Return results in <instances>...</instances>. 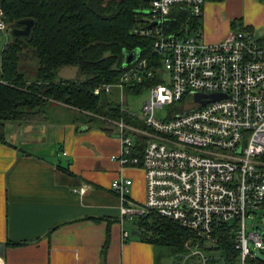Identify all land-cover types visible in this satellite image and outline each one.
<instances>
[{
    "label": "built area",
    "instance_id": "2783aa9c",
    "mask_svg": "<svg viewBox=\"0 0 264 264\" xmlns=\"http://www.w3.org/2000/svg\"><path fill=\"white\" fill-rule=\"evenodd\" d=\"M205 2L149 0L143 24L133 30L152 36L158 63L137 56L116 81H103L93 91L117 89L121 107L137 115L123 103L124 87L149 82L141 104L143 124L107 117L120 141L119 152L111 156L140 166L145 179L138 202L129 195V175L112 178L120 222L152 211L208 240L222 225L238 251L235 264H245L256 247L264 246L260 231L246 221L249 212H264V33L236 25L224 37L206 41L197 28L178 32L171 7L183 4L188 15L198 17ZM7 28L0 6V29ZM195 91L202 93L198 99ZM163 104L166 109L156 114ZM136 132L146 136L141 158L131 153ZM186 247L171 253L169 264H227L216 250Z\"/></svg>",
    "mask_w": 264,
    "mask_h": 264
},
{
    "label": "crops",
    "instance_id": "0c3cea01",
    "mask_svg": "<svg viewBox=\"0 0 264 264\" xmlns=\"http://www.w3.org/2000/svg\"><path fill=\"white\" fill-rule=\"evenodd\" d=\"M234 18L236 25L264 33V0H206L197 31L206 41L220 39ZM0 31L1 50L11 33ZM44 105L43 119L4 121L0 241H27L5 244L0 264H162L158 246L130 235L119 220L120 196L110 186L112 178L129 175V195L138 202L145 195V179L140 166L111 156L119 152L120 141L104 126L114 125L60 100Z\"/></svg>",
    "mask_w": 264,
    "mask_h": 264
},
{
    "label": "trees",
    "instance_id": "16d2710c",
    "mask_svg": "<svg viewBox=\"0 0 264 264\" xmlns=\"http://www.w3.org/2000/svg\"><path fill=\"white\" fill-rule=\"evenodd\" d=\"M148 4L149 0H0L8 25L25 16L35 20L31 34H9L0 50V139L5 141V119H43L44 104L49 99L73 105L85 116L102 115L104 125L113 124L106 117L143 124L137 115L121 107L117 89L94 92L93 88L103 81L118 79L126 65L124 49L139 47L138 56H146L154 66L158 63V55L151 47L152 36L133 30L143 24ZM169 14L176 17L171 23L178 32L198 26L199 16L188 15L183 4H174ZM236 21L232 19L231 26L235 27ZM64 64L76 65L84 76L57 75ZM148 84H128L124 90L139 92ZM104 128L115 133V127ZM145 140V135L136 132L131 153L141 158ZM57 153L63 155V149ZM132 218L133 225L142 232L140 237L162 247L168 255L186 249L188 244L199 245L216 250L227 264L236 263L238 251L227 227L216 226L214 240H208L152 211ZM26 241L7 238L4 243ZM245 264H264V257L247 256Z\"/></svg>",
    "mask_w": 264,
    "mask_h": 264
},
{
    "label": "rangeland",
    "instance_id": "374dc122",
    "mask_svg": "<svg viewBox=\"0 0 264 264\" xmlns=\"http://www.w3.org/2000/svg\"><path fill=\"white\" fill-rule=\"evenodd\" d=\"M252 30L255 33V35H260L263 33L259 29H252ZM2 32L3 31H0V39L3 36ZM57 75H59V76L70 75V76L75 78V77H83L84 73L79 72L77 66L74 64H64L58 68ZM148 91H149L148 87H145L141 91L134 92V93H130V92H127L125 90L123 91V93H124L123 94V103L129 109L133 110L138 115V117L140 119L142 118L141 104L145 100L147 95L149 94ZM117 95L119 98V94H117ZM166 106H167V104H163L162 106L156 108L155 109L156 114H161V112L166 109ZM5 120H7L6 122L8 124L17 121L14 119H5ZM246 221H247V227L248 228L253 227L254 229H258L260 231V233L263 236V244H264V212H263V209L257 208L254 212H249V214L246 216ZM132 222H133L132 217H128L125 220V224L129 228V232H130ZM129 234L133 235L132 233H129ZM157 251H161V254H160L161 255V263L162 264H169V255L164 252V249L162 247H158ZM255 251L257 252L258 255L264 257V248L260 249V248L256 247Z\"/></svg>",
    "mask_w": 264,
    "mask_h": 264
},
{
    "label": "water",
    "instance_id": "95a60500",
    "mask_svg": "<svg viewBox=\"0 0 264 264\" xmlns=\"http://www.w3.org/2000/svg\"><path fill=\"white\" fill-rule=\"evenodd\" d=\"M187 13H190L189 8H185ZM35 20L33 17L30 16H25V17H21L16 19L15 21L11 22L9 24V32L12 35H29L31 34V29L32 26L34 24ZM152 22H149L147 25L150 26ZM140 52V48L139 47H134L131 49H124L123 50V64H126L128 62H130L131 60L135 59ZM202 95L201 92L195 91L194 92V97L195 98H199ZM208 95L212 96V97H218L219 94L217 92H210L208 93ZM190 109V108H188ZM188 109H185L183 111H187ZM131 233H137V234H141L142 232L136 228L133 227L130 229ZM4 248H5V243L3 241H0V255H3L4 253Z\"/></svg>",
    "mask_w": 264,
    "mask_h": 264
}]
</instances>
